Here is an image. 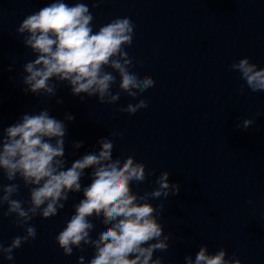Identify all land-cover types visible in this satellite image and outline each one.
Returning <instances> with one entry per match:
<instances>
[{
    "label": "clouds",
    "instance_id": "obj_1",
    "mask_svg": "<svg viewBox=\"0 0 264 264\" xmlns=\"http://www.w3.org/2000/svg\"><path fill=\"white\" fill-rule=\"evenodd\" d=\"M102 2L94 0L92 8ZM93 21L94 15L86 3L70 6L65 0H53L23 19L17 35L23 37L24 46L35 55L34 60L23 65L26 75L21 78L25 85L22 91L26 95L51 98L64 83L81 102L86 96L95 97L101 105H111L120 100L121 94L136 100L155 87L156 81L151 76L141 77L132 71L134 60L125 50L134 39L136 26L131 18L112 19L97 31ZM231 69L245 82L239 89L241 94L245 85L253 93L264 91V68H258L250 58L233 62ZM117 75L118 91L113 93ZM57 103L63 101L58 99ZM148 106L146 99H139L117 111L134 115ZM260 115L257 113V117ZM74 119L65 114L66 121ZM255 122L246 118L236 127L247 130ZM67 131L66 123L50 116L45 107L37 114H23L0 133V174L9 181L0 184V208L6 205L3 217H14L13 224L24 231L23 235L13 237L8 246L0 242V255L13 261L14 250L37 238V229L30 223L34 218L56 217L65 208L70 194L82 193L83 198L73 205L74 214L55 237L65 257L72 256L74 249L82 252L90 247L94 255L88 264H163V257L154 258V254L166 252L173 237L171 233L165 234L164 225L158 220L163 216L165 204L154 206L149 201L179 195L181 185L171 182V173L163 171L155 180L158 187L142 195L134 192L133 182L139 185L155 172L146 171V165L137 162L134 156L123 161L113 159L114 142L107 137L97 141L99 151L88 152L66 167ZM83 143L74 141L72 147L79 149ZM87 169L92 170L87 176L90 183L84 186L81 181ZM21 184L28 192V200L14 198L20 195ZM90 217L104 226L95 239L91 236L95 224ZM226 256L223 248L210 254L207 245H202L195 259L186 255L184 261L185 264H242L235 254L229 259ZM77 264H85L83 256L78 257Z\"/></svg>",
    "mask_w": 264,
    "mask_h": 264
}]
</instances>
